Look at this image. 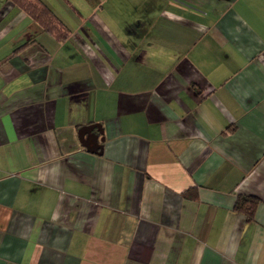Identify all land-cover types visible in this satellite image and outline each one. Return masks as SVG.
<instances>
[{
    "label": "crops",
    "instance_id": "1",
    "mask_svg": "<svg viewBox=\"0 0 264 264\" xmlns=\"http://www.w3.org/2000/svg\"><path fill=\"white\" fill-rule=\"evenodd\" d=\"M62 10L0 0V264H264V0Z\"/></svg>",
    "mask_w": 264,
    "mask_h": 264
},
{
    "label": "trees",
    "instance_id": "2",
    "mask_svg": "<svg viewBox=\"0 0 264 264\" xmlns=\"http://www.w3.org/2000/svg\"><path fill=\"white\" fill-rule=\"evenodd\" d=\"M13 1L30 15L32 19L37 21L46 32L54 35L57 39L67 36L68 30H66L64 24L41 0ZM259 201V198L254 195L238 194L233 204V210L241 214L245 222H252Z\"/></svg>",
    "mask_w": 264,
    "mask_h": 264
},
{
    "label": "water",
    "instance_id": "3",
    "mask_svg": "<svg viewBox=\"0 0 264 264\" xmlns=\"http://www.w3.org/2000/svg\"><path fill=\"white\" fill-rule=\"evenodd\" d=\"M98 134L102 135L103 130L100 124H89L81 126L77 130L79 142L88 153L101 155L103 147L99 143L103 138H98Z\"/></svg>",
    "mask_w": 264,
    "mask_h": 264
},
{
    "label": "rangeland",
    "instance_id": "4",
    "mask_svg": "<svg viewBox=\"0 0 264 264\" xmlns=\"http://www.w3.org/2000/svg\"><path fill=\"white\" fill-rule=\"evenodd\" d=\"M49 9L52 10V12L63 22H66L68 19L66 18L65 12L61 13L63 8L66 7V5L70 6L75 5V0H41ZM65 6V7H64Z\"/></svg>",
    "mask_w": 264,
    "mask_h": 264
}]
</instances>
